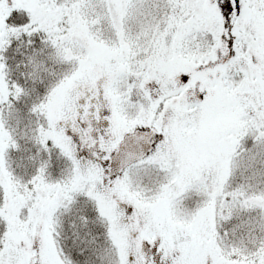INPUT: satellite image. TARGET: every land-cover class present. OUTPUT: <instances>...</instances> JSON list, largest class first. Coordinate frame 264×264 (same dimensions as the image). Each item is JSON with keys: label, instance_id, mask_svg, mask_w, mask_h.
Listing matches in <instances>:
<instances>
[{"label": "snow or ice", "instance_id": "snow-or-ice-1", "mask_svg": "<svg viewBox=\"0 0 264 264\" xmlns=\"http://www.w3.org/2000/svg\"><path fill=\"white\" fill-rule=\"evenodd\" d=\"M0 264H264V0H0Z\"/></svg>", "mask_w": 264, "mask_h": 264}]
</instances>
